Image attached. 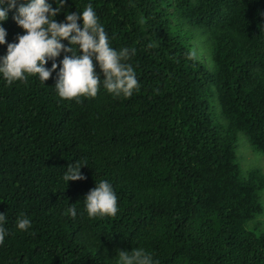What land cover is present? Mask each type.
<instances>
[{
  "label": "trees",
  "instance_id": "obj_1",
  "mask_svg": "<svg viewBox=\"0 0 264 264\" xmlns=\"http://www.w3.org/2000/svg\"><path fill=\"white\" fill-rule=\"evenodd\" d=\"M88 2L68 0L66 10ZM91 3L111 46L136 49L129 63L139 90L114 98L101 87L76 102L58 98L56 73L45 84L0 80L9 232L0 264H115L117 249L136 247L158 264H264V235L249 230L264 213V174L244 175L236 152L244 133L264 155V0ZM11 17L0 56L23 34ZM75 161L87 164L86 179L66 185ZM98 179L113 186L115 216L84 211ZM21 214L31 220L26 232L15 228Z\"/></svg>",
  "mask_w": 264,
  "mask_h": 264
},
{
  "label": "clouds",
  "instance_id": "obj_2",
  "mask_svg": "<svg viewBox=\"0 0 264 264\" xmlns=\"http://www.w3.org/2000/svg\"><path fill=\"white\" fill-rule=\"evenodd\" d=\"M67 3L68 0H0V45L6 44L8 32L3 24L10 12L12 20L23 30V34L16 35L15 42L7 43L6 54L0 56V80L11 85L31 76L45 84L56 73L53 88L61 100L79 102L81 97L94 98L101 87L114 98L132 96L139 90L136 73L129 63L136 49L111 46V37L91 0L75 12L66 10ZM61 13L63 20L58 22L56 17ZM62 53L58 65L56 61ZM49 61L50 68L46 67ZM86 165L70 163L62 175L63 182L68 185L70 181L86 179L81 172ZM83 207L89 218L115 216L118 205L112 184L105 179L95 180V187L83 197ZM67 213L76 217V208H67ZM4 225L5 213H0V244L9 235ZM15 228L26 232L31 228V220L21 214ZM114 260L115 264H158L153 254L141 247L132 251L117 249Z\"/></svg>",
  "mask_w": 264,
  "mask_h": 264
},
{
  "label": "rangeland",
  "instance_id": "obj_3",
  "mask_svg": "<svg viewBox=\"0 0 264 264\" xmlns=\"http://www.w3.org/2000/svg\"><path fill=\"white\" fill-rule=\"evenodd\" d=\"M237 163L244 175L252 170H260L264 174V155L254 150L244 133H237ZM264 207V191L261 193ZM249 230L257 235H264V213L249 223Z\"/></svg>",
  "mask_w": 264,
  "mask_h": 264
}]
</instances>
